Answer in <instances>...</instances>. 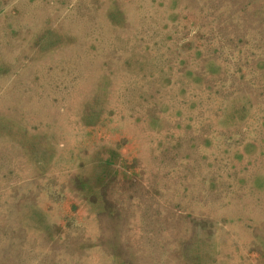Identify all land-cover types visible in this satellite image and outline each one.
<instances>
[{"label": "rangeland", "instance_id": "374dc122", "mask_svg": "<svg viewBox=\"0 0 264 264\" xmlns=\"http://www.w3.org/2000/svg\"><path fill=\"white\" fill-rule=\"evenodd\" d=\"M0 264H264V0H0Z\"/></svg>", "mask_w": 264, "mask_h": 264}]
</instances>
